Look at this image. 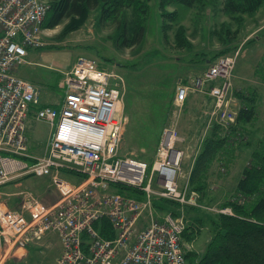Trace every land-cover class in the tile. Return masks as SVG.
Instances as JSON below:
<instances>
[{"label":"built area","instance_id":"2783aa9c","mask_svg":"<svg viewBox=\"0 0 264 264\" xmlns=\"http://www.w3.org/2000/svg\"><path fill=\"white\" fill-rule=\"evenodd\" d=\"M48 10L46 0H0V264L23 259L27 248L47 234L60 243L58 264H187L183 216H157L153 206L154 197L199 206L197 192L179 183L185 155L178 145L179 117L163 128L151 164L121 157L128 122L123 80L85 56L62 74L61 102L43 103L40 90L20 78L17 69L28 49L47 45L43 25ZM235 65L236 55L216 58L188 84L177 85L174 104L182 107L191 88L207 86L208 124L234 125L237 113L229 107V92ZM30 116L49 126L47 152L41 157L28 153ZM62 172L79 178L70 182ZM27 176L50 177L56 202L43 203L25 190L17 193L19 208L10 209L1 188ZM116 185L140 190L144 198L122 195ZM101 220L109 222L111 239L96 230Z\"/></svg>","mask_w":264,"mask_h":264},{"label":"rangeland","instance_id":"374dc122","mask_svg":"<svg viewBox=\"0 0 264 264\" xmlns=\"http://www.w3.org/2000/svg\"><path fill=\"white\" fill-rule=\"evenodd\" d=\"M46 1L50 6L53 0ZM134 1L138 10L145 8L137 12V21L143 26L144 35L140 41L128 40L122 45L119 34L122 33V23L125 26L135 23L133 8L127 6ZM224 1L202 0L192 8L169 6L167 11L176 9L174 21L170 23L161 18L158 0H128L114 21L106 20L107 16L96 10L91 12L81 28L64 36L61 32L65 22L53 28L45 27L43 36L47 45L28 49L25 63L17 69V75L40 90L43 102L55 104L60 103L63 97L58 81L64 72L71 69L77 57L95 59L101 67L117 73L124 83L123 105L128 119L119 155L149 162L161 131L172 119L179 117L178 131L182 142L178 145L196 148L190 156L184 155L185 160L181 164L179 183L189 190L188 178L194 159L213 128L221 127L218 134L228 137L224 148H228L227 155L223 157L230 162L217 165L215 174L211 170L201 199L203 205H208L206 208L221 213L224 209L218 207L234 197L242 170L250 163L249 158L264 138V0L254 13L241 14L227 13L223 8ZM178 27L183 28V45L176 43V34L180 33ZM124 35L131 36L128 29ZM225 53L236 55V65L230 78L229 107L236 113L243 107H253L251 120L232 126L233 133H229L232 127H223L214 120L208 124L207 119L203 123V107H210L203 95L208 92L207 86L202 91L191 88L182 107L174 104L177 85H186L200 75L206 69L203 70L204 60L214 61L218 54ZM229 135H234L233 139L229 140ZM25 136L28 153L34 157L42 155L49 142V126L30 116L26 121ZM14 183L21 185L14 187L15 184L11 183L6 191H31L43 203L58 198L48 176H27ZM4 202L12 207L13 197ZM13 207L19 208V202L16 201ZM183 207L173 205L171 210L178 213L176 217L183 216L191 225L190 240H182L187 253L193 255L187 264H192L202 256L212 237V229L209 221L205 219L204 222L203 211ZM155 212L157 216L161 215ZM53 239L51 235L38 241L34 244L40 242L38 246L28 248L25 258L8 264H58L56 261L61 248L58 251L57 240Z\"/></svg>","mask_w":264,"mask_h":264},{"label":"trees","instance_id":"16d2710c","mask_svg":"<svg viewBox=\"0 0 264 264\" xmlns=\"http://www.w3.org/2000/svg\"><path fill=\"white\" fill-rule=\"evenodd\" d=\"M127 1L53 0L47 11L43 28H53L65 22L61 32V35L64 36L81 28L89 18L91 12L96 10L100 11L102 16H107L106 20L114 21L120 9L125 3L126 5L128 4ZM201 1L158 0V9L160 10L161 18H165V20L172 23L176 9L167 11V7L183 5L192 8ZM261 4L262 0H225L223 8L229 14L254 13ZM127 6H132L133 8L132 15L135 23L132 26H125V23H122V33H119L121 35L120 38H122V45L128 42V40L133 42L140 41L144 35V28L137 21L139 19L137 12L145 8L138 10L135 1ZM126 29L131 34L130 37H125L124 33ZM178 29L180 33L176 34V43L183 45V28L178 27ZM226 55L228 54H218L214 60ZM204 63H206V60H204ZM252 113V106L241 108L237 113L236 125L232 126L236 127L240 122H249L252 118ZM234 127L230 129L229 133L234 132ZM220 128L214 127L211 135L203 142L202 149L194 159L189 172L190 191L197 192L201 198L199 196V206L185 205L183 208L203 211L204 216L202 218H204V222H206L205 219L210 222L212 229V237L208 241L202 256L199 257L196 263L192 264H264V138L260 142V147L252 154L250 163L242 170L241 177L237 181L236 194L233 198L227 199L218 207L220 209H230L232 214L214 213L213 211L210 213L206 209L208 205H203L201 201L203 192H205L203 191L205 184L207 179H209L215 161L218 160V157L225 155L228 149L224 150L228 137H221L218 134L222 130ZM233 137L234 135H229V140L233 139ZM114 188L118 193L128 197L137 200L144 198L142 191L132 187L116 185ZM173 205L179 207L175 202L156 197L153 198V206L161 215L170 212L174 216H177L178 213L171 210ZM185 225L182 239L184 238L188 241L191 236L189 233L191 225L187 223ZM95 228L104 238L111 239L114 236V232L106 220L96 223ZM188 259L192 260L193 255L187 253L186 261Z\"/></svg>","mask_w":264,"mask_h":264},{"label":"crops","instance_id":"0c3cea01","mask_svg":"<svg viewBox=\"0 0 264 264\" xmlns=\"http://www.w3.org/2000/svg\"><path fill=\"white\" fill-rule=\"evenodd\" d=\"M212 62L211 61H209V60H206V65L204 66V68H203V70L206 68H208V66L211 64ZM61 79V78H60ZM60 81V80H59ZM58 81V82H59ZM57 86H58V88H59V85L57 84ZM206 98H207V101H209V104H210V106H211V100H210V98H209V96H208V94H203ZM43 102V101H42ZM43 103H48V102H43ZM205 104H203V106H204ZM210 107H205V109H204V107H203V123L205 122V121H207V117H206V112H207V110L209 109ZM181 123V122H180ZM206 126V125H205ZM205 126H203V130H205L206 129V127ZM48 144V143H47ZM46 144V148H45V151H44V153L42 154V155H38V156H43L44 154H46V152H47V148H48V145ZM180 146V148H182V146L181 145H179ZM193 145H183V147L184 148H182V149H185V157H187V155H189L190 156V154L193 152V151H195L196 150V148H193L192 147ZM156 148H157V145L155 146V150H154V154H153V157L151 158V160L149 161V162H147V161H145L146 163H152V161L154 160V157H155V152H156ZM198 148L199 147H197V151H198ZM225 155H227V152L225 153ZM38 156H36V157H38ZM184 157V158H185ZM250 159V158H249ZM185 159H183V161H184ZM142 161H144V160H142ZM230 161H228L225 157H218V160L217 161H215V163H214V165H213V167H212V169H213V174H215V167L217 166V165H219V164H227V163H229ZM211 169V170H212ZM62 177L64 178V179H66V180H68V181H70V182H77V180H78V176H74V175H71V174H68L67 172H62ZM240 177H241V175H240ZM239 177V178H240ZM72 178H74V179H72ZM15 181H13V182H11V183H13V184H15V186L14 187H16V186H20L21 185V183H14ZM11 183H9L10 185H11ZM9 184H7V185H5V186H3L2 188H1V192L3 193V200H5L6 199V201H8V199H12V197H13V201H14V204H13V206H15L16 205V201L18 202V196H17V193L18 192H14V191H12V193H9L8 191H6V187H8V186H10ZM58 199V198H57ZM56 199V200H57ZM56 200L55 201H53V198L52 199H50L49 200V202L48 203H46V202H44V203H46V204H53L54 202H56ZM10 207V206H8L10 209H15L14 207ZM51 235H53V234H47L44 238H42L41 240H40V242L42 241V240H44L45 238H47V237H49V236H51ZM54 236V239L53 240H57V248H58V251H59V248H61L60 247V243H59V241H58V239H57V237L55 236V235H53ZM40 242L38 243V244H36V245H33V246H38L39 244H40ZM30 247V246H29ZM28 247V248H29ZM28 248H27V252H26V255H25V257L27 256V254H28ZM24 257V258H25ZM10 261H15V260H9L6 264H8Z\"/></svg>","mask_w":264,"mask_h":264},{"label":"bare ground","instance_id":"6f19581e","mask_svg":"<svg viewBox=\"0 0 264 264\" xmlns=\"http://www.w3.org/2000/svg\"><path fill=\"white\" fill-rule=\"evenodd\" d=\"M222 213V212H221ZM230 214H232V212L230 213ZM187 262V261H186Z\"/></svg>","mask_w":264,"mask_h":264}]
</instances>
